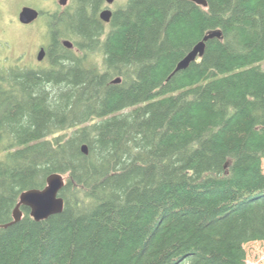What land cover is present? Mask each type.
<instances>
[{
  "label": "trees",
  "instance_id": "1",
  "mask_svg": "<svg viewBox=\"0 0 264 264\" xmlns=\"http://www.w3.org/2000/svg\"><path fill=\"white\" fill-rule=\"evenodd\" d=\"M102 2L51 15L46 67L0 72V264H248L264 243V0H128L108 28ZM54 172L64 211L23 205L4 227Z\"/></svg>",
  "mask_w": 264,
  "mask_h": 264
},
{
  "label": "rangeland",
  "instance_id": "2",
  "mask_svg": "<svg viewBox=\"0 0 264 264\" xmlns=\"http://www.w3.org/2000/svg\"><path fill=\"white\" fill-rule=\"evenodd\" d=\"M127 1L115 0L113 8L123 6ZM24 6L38 9L42 16L33 24L23 26L19 23V13ZM59 9L61 6L57 0H0V72L16 65L30 68L48 65L46 56L41 61L37 59L39 48L51 43L45 11L49 14ZM260 64L264 68V61ZM245 249L248 264H264L263 242H249Z\"/></svg>",
  "mask_w": 264,
  "mask_h": 264
},
{
  "label": "water",
  "instance_id": "3",
  "mask_svg": "<svg viewBox=\"0 0 264 264\" xmlns=\"http://www.w3.org/2000/svg\"><path fill=\"white\" fill-rule=\"evenodd\" d=\"M70 0H59V4L66 6ZM108 4H112L115 0H106ZM198 5L207 7V0H191ZM113 12L110 9L103 10L101 12V18L109 22L111 20ZM40 15V11L31 6H24L19 13V20L22 23H31L36 20ZM222 38V31L220 29L209 30L204 37L188 52V54L182 58L171 76L176 72L186 69L190 64L196 61L198 58L204 55L206 49V43L212 38ZM67 47H73V42L69 39H65L63 42ZM46 56V50L43 47L38 53V60H43ZM170 76V77H171ZM121 77L114 80V83H120ZM84 153L88 154L89 148L87 144L82 146ZM66 184V178L62 173L55 172L47 177V183L43 188H31L23 191L20 195V199L13 211V220L9 224L3 225L7 227L13 223L19 222L23 217L22 206L30 208L31 216L37 220H45L52 215L62 213L65 209V200L60 195L61 190Z\"/></svg>",
  "mask_w": 264,
  "mask_h": 264
},
{
  "label": "flooded vegetation",
  "instance_id": "4",
  "mask_svg": "<svg viewBox=\"0 0 264 264\" xmlns=\"http://www.w3.org/2000/svg\"><path fill=\"white\" fill-rule=\"evenodd\" d=\"M57 1H58V3H59V0H57ZM71 2H72V0H70L69 3H68L66 6H63V5L59 4V5L61 6V9H59L58 11H56V12H59V13H60V20H61L60 22H61L62 25H66V9H67V7L70 5ZM114 3H115V1H114L112 4H108L106 0H103L102 4H101L100 7H99L98 17H99V19L101 20V22L104 24V26H105L106 28L110 27L112 17H113L114 13H115L116 10H117V8H113V4H114ZM106 9H110V10L113 12L112 17H111V20H110L109 22H106V21H104V20L101 18V12H102L103 10H106ZM54 13H55V12H54ZM54 13H49V14H48V13H46V11H45V16L47 17V18H46V26L48 27V29H50V23H49L50 17H51V15L54 14ZM40 16H42L41 11H40V15H39V17H40ZM39 17H38V18H39ZM38 18H37V19H38ZM37 19H36V20H37ZM36 20L32 21L31 23H22V22H20V20H19V23L22 24L23 26H24V25H31V24H33ZM43 47H44L45 50H46V57H47L48 49H47L46 46H41V47L39 48V50H38V53H39V51H40ZM37 59H38V54H37Z\"/></svg>",
  "mask_w": 264,
  "mask_h": 264
},
{
  "label": "bare ground",
  "instance_id": "5",
  "mask_svg": "<svg viewBox=\"0 0 264 264\" xmlns=\"http://www.w3.org/2000/svg\"><path fill=\"white\" fill-rule=\"evenodd\" d=\"M192 50V49H191ZM205 53V52H204ZM178 73V72H177ZM176 75V74H175ZM55 173V172H54ZM66 201V200H65ZM14 211V210H13ZM6 224H8V223H6ZM5 225V224H4Z\"/></svg>",
  "mask_w": 264,
  "mask_h": 264
}]
</instances>
